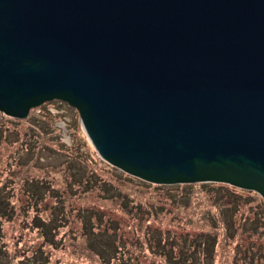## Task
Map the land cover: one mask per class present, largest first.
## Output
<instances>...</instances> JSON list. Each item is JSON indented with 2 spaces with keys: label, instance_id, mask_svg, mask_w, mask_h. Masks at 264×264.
Returning <instances> with one entry per match:
<instances>
[{
  "label": "water",
  "instance_id": "water-1",
  "mask_svg": "<svg viewBox=\"0 0 264 264\" xmlns=\"http://www.w3.org/2000/svg\"><path fill=\"white\" fill-rule=\"evenodd\" d=\"M50 101L128 176L264 201V0H0V113Z\"/></svg>",
  "mask_w": 264,
  "mask_h": 264
},
{
  "label": "rangeland",
  "instance_id": "rangeland-1",
  "mask_svg": "<svg viewBox=\"0 0 264 264\" xmlns=\"http://www.w3.org/2000/svg\"><path fill=\"white\" fill-rule=\"evenodd\" d=\"M32 135H37L36 166L34 160L24 162ZM79 172L86 175L85 186V181L69 182ZM41 176L51 180L62 202L39 205V218L47 221L53 205L65 213L62 228L51 231L53 244L32 229V203L20 191L25 180ZM126 176L97 155L77 111L66 103H43L25 119L0 113V193L14 196L13 211L0 220V243L10 264L33 253L45 264H264V201L258 193L214 182L153 185L142 180L140 185L141 180ZM108 184L115 188L114 198ZM88 222L94 223L93 232L88 228L86 233ZM203 234L212 256L198 245ZM156 236L166 243H153ZM113 238L120 239L125 252L115 254Z\"/></svg>",
  "mask_w": 264,
  "mask_h": 264
},
{
  "label": "trees",
  "instance_id": "trees-1",
  "mask_svg": "<svg viewBox=\"0 0 264 264\" xmlns=\"http://www.w3.org/2000/svg\"><path fill=\"white\" fill-rule=\"evenodd\" d=\"M45 128V127H43ZM26 134V133H25ZM28 137V133L26 134ZM37 138V135H32L31 136V139L33 141L32 144L28 145L29 147L27 148L26 147V153L24 154L26 160L24 162L27 163L28 159L30 160H34V165H39V163L36 162V158L37 157V151H35L33 148V146L35 145L34 143V139ZM18 162L15 164V166H17ZM21 165V164H20ZM80 167V166H79ZM128 177V175L126 176ZM132 176H130L131 178ZM69 182H80V183H83L82 181H85V184L84 186L86 185V175L79 172V174H74L72 176L69 177ZM129 178V177H128ZM99 182V181H97ZM90 183L91 184H94V179L93 177L90 179ZM142 183L145 184V182H139L140 185H142ZM231 187V186H230ZM233 188V187H232ZM106 189H108V191H110V196L112 195V197L114 198L113 196V193L115 191V188L112 186V184H108ZM79 190V189H78ZM2 191V190H0ZM20 191L25 193V198H26V201L28 200V203L31 202L32 205L30 206L29 210H33V213L35 214L34 217L32 218V222H31V225H32V229H37L38 233L40 236H42L43 240L46 242H49L50 244H53V236H52V232L54 233V231H57V229L61 226H63L62 222H65L64 221V208L63 207H59V208H56V206L53 205V207L51 206L50 207V210L52 211V216L47 220L45 221L44 219H41L39 218V215H40V212H41V208L42 206H39V205H43V207L46 206V204H48V202H62L61 201V197H60V194L59 192L55 189V187L51 184V180L47 178V176H41V178L39 179L38 177H34V178H30L29 181H24L23 182V186L22 188H20ZM113 192V193H112ZM254 193V192H253ZM116 196H118L117 194H115ZM256 195V193H255ZM122 195H120L121 197ZM12 198H14V196L12 195V193L9 195V192H6V193H0V220L2 218H8V214H11V212L13 210L12 209V205L10 204L11 201H12ZM124 203L126 202V199H124ZM123 204V203H122ZM125 206V204H123ZM136 205V204H135ZM134 205V206H135ZM39 206V207H38ZM128 206V205H126ZM133 206V207H134ZM130 208L132 207L129 206ZM38 208L40 210H38ZM29 210H25L24 211V214L27 212H29ZM23 211V210H22ZM50 211V212H51ZM82 218H85L82 217ZM3 224L1 223L0 221V234H1V230H2V226ZM110 237L111 235H114V229H112V224L110 223ZM86 233L88 232V228L90 231L93 232L94 230V223H91V222H88L87 226H86ZM62 228V227H61ZM227 229V227H225ZM106 230V223L103 227V231ZM52 231V232H51ZM90 232V233H92ZM112 238V237H111ZM114 239V242H115V245H113L114 249H115V254H120L121 252H125L124 250V244H121L120 242V239L119 238H113ZM207 241L210 242V240H208V236L203 234V238H201V241L198 242V245L201 246V250H204L205 249V246H206V249H207V252H209V254H211L210 256L213 255V251L212 249H208L207 248ZM99 242V240H97V243ZM160 243L162 242L163 244H165V240H160L158 238V236H156V238L154 239V242L153 243ZM106 242L104 241L103 245L105 244ZM117 244V245H116ZM105 246V245H104ZM115 257H117L116 255H113ZM39 255L37 253H33L29 258H23V260L19 261L17 264H45V261H40L39 259ZM118 258V261L121 262L122 260L120 259V257H117ZM12 259V258H11ZM11 259H9L7 257V254L5 252V249H3V246L2 244L0 243V264H5V263H9L12 261Z\"/></svg>",
  "mask_w": 264,
  "mask_h": 264
}]
</instances>
